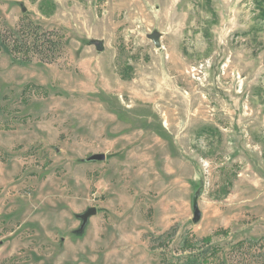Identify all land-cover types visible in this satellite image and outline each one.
Segmentation results:
<instances>
[{
  "label": "rangeland",
  "instance_id": "obj_1",
  "mask_svg": "<svg viewBox=\"0 0 264 264\" xmlns=\"http://www.w3.org/2000/svg\"><path fill=\"white\" fill-rule=\"evenodd\" d=\"M2 35L0 264H264V0H0Z\"/></svg>",
  "mask_w": 264,
  "mask_h": 264
},
{
  "label": "trees",
  "instance_id": "obj_2",
  "mask_svg": "<svg viewBox=\"0 0 264 264\" xmlns=\"http://www.w3.org/2000/svg\"><path fill=\"white\" fill-rule=\"evenodd\" d=\"M32 24H30L29 22L25 25H23V28H20L19 31L17 33H15L16 35H14L15 37L12 38V40L10 41L13 44L11 45V48H9L10 50H12L13 52H17L18 49H22V48H26L29 47L30 51H35L37 53H45V50L49 49L50 47V38H45V33L41 31V27L40 26H31ZM31 26V27H30ZM25 32H27V37H25ZM3 36V35H2ZM17 36V37H16ZM7 38L4 36L0 37V43L4 44L7 42L6 40ZM9 43V42H8ZM58 45L57 41H54V46L56 47ZM15 60L18 59V57L15 55L14 56Z\"/></svg>",
  "mask_w": 264,
  "mask_h": 264
},
{
  "label": "water",
  "instance_id": "obj_3",
  "mask_svg": "<svg viewBox=\"0 0 264 264\" xmlns=\"http://www.w3.org/2000/svg\"><path fill=\"white\" fill-rule=\"evenodd\" d=\"M91 160H104L105 159V154H94L90 157ZM97 213L96 208H90L86 213L81 215V218L83 220L82 228L86 225L88 219ZM201 218V211L198 207L197 204L194 205V222H198Z\"/></svg>",
  "mask_w": 264,
  "mask_h": 264
}]
</instances>
